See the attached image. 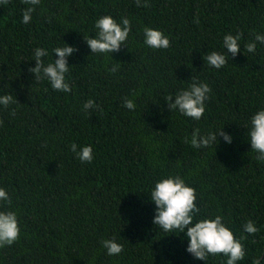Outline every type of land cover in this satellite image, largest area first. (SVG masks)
Instances as JSON below:
<instances>
[{
	"label": "trees",
	"instance_id": "1",
	"mask_svg": "<svg viewBox=\"0 0 264 264\" xmlns=\"http://www.w3.org/2000/svg\"><path fill=\"white\" fill-rule=\"evenodd\" d=\"M147 2L40 0L28 24L21 22L29 7L22 0L0 5V95L17 101L0 106V187L12 202L10 208L0 202V210L15 211L20 227L19 240L0 249V264H226L223 256L194 258L184 233L153 224L150 192L169 176L195 189L194 222L220 215L236 239L247 236L237 264H252L260 254L264 260V162L247 137L250 117L264 109V45L245 50L264 35V0ZM104 15L131 23L111 56L91 54L85 42ZM145 27L161 31L170 47L146 46ZM229 33H242L234 58L223 48ZM64 44L78 49L67 61L68 93L29 72L36 48L49 53L41 58L46 65ZM212 51L228 55L222 68L204 59ZM114 65L118 70L109 71ZM192 78L212 90L198 121L169 112L164 100ZM125 98L135 111L123 106ZM89 99L97 107L86 112ZM196 128L201 135L221 129L232 142L218 136L214 151V145L194 149L185 140ZM72 143L91 145L93 161L81 163ZM248 220L259 229L255 235L243 230ZM105 239L124 250L107 255Z\"/></svg>",
	"mask_w": 264,
	"mask_h": 264
},
{
	"label": "clouds",
	"instance_id": "2",
	"mask_svg": "<svg viewBox=\"0 0 264 264\" xmlns=\"http://www.w3.org/2000/svg\"><path fill=\"white\" fill-rule=\"evenodd\" d=\"M10 0H0V5H7ZM23 4L29 5L22 12V23L28 24L32 20V13L40 0H22ZM137 7H150L147 0L142 3L141 0H135ZM195 23H199L197 18ZM95 38H87L85 42L91 50V54H111L119 52L121 45H124L129 33L131 32V23L129 19L122 18L117 23L114 18L108 15L101 16L95 21ZM144 44L153 49H167L170 47V41L161 31L145 27L143 29ZM242 39V33L236 35L226 34L223 37V48L234 58L241 52L239 41ZM257 43L264 45V35L256 34L254 41L245 44V50L254 53ZM73 46L64 44L63 47H56L52 50L55 53V61L45 65L42 57L49 53L44 48L34 50L35 67L29 68V72L35 76L37 81L47 80L53 90L68 93L71 86L66 82L65 74L69 72L68 58L77 51ZM208 65L220 69L228 61L229 57L224 52L212 51L204 57ZM119 64V63H117ZM117 66L109 69L116 72ZM211 88L207 83L196 81L192 78V83L186 89L180 90L174 97L168 95L164 98L167 103L168 111H178L183 116L193 120H200L205 112V102L209 99ZM174 100V102H172ZM11 104H17L16 98L11 93L0 95V106L5 109ZM123 106L128 110L135 111L136 104L133 100L125 98ZM97 107L91 99L87 100L82 108L86 112ZM15 115L13 109L10 113ZM3 121L0 120V125ZM222 137L225 143H231L232 138L229 133L222 131L209 132L205 135L200 134V129H193L191 140H185L186 144L194 149L213 146V151L219 141L217 137ZM247 137L250 142V150L257 155L255 159L264 162V109L255 112L249 120L247 128ZM70 151L76 155L81 163H91L93 161V148L91 145L79 146L76 143L70 145ZM150 200L155 204V215L153 224L165 232L173 233L178 231L184 233L187 239L186 251L194 258L207 261L208 257L223 256L226 258V264H237L245 258V247L241 242L247 239V236H241L236 239L233 232L225 225L223 217L216 215L214 218H204L194 222V216L200 212L197 207L196 193L193 187L188 186L185 180L180 176H169L161 178L155 182L150 192ZM0 202H7L11 207V199L6 190L0 187ZM245 233L255 235L259 229L254 222L248 220L243 225ZM20 238V227L17 213L11 210H0V249L9 247ZM254 242V241H253ZM102 246L106 249L109 256L119 255L124 246L115 239H105ZM261 255V254H260ZM260 255L253 257L252 264H264Z\"/></svg>",
	"mask_w": 264,
	"mask_h": 264
}]
</instances>
